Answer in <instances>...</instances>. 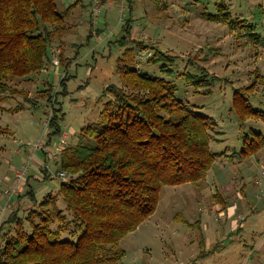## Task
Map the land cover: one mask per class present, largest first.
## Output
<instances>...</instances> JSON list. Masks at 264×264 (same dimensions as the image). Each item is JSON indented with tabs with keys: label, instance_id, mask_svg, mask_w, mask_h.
Wrapping results in <instances>:
<instances>
[{
	"label": "trees",
	"instance_id": "obj_1",
	"mask_svg": "<svg viewBox=\"0 0 264 264\" xmlns=\"http://www.w3.org/2000/svg\"><path fill=\"white\" fill-rule=\"evenodd\" d=\"M65 1L0 0V102L27 93L19 85L38 83L45 70L59 65L66 69L73 63L75 58L69 55L59 60L53 44L74 32L82 7L92 1ZM97 7L96 2L90 12L94 14ZM204 12L209 21L225 22L231 31L237 29L235 34L243 30L258 40L253 21L235 16L228 3L214 2ZM254 12L264 16L259 5ZM131 23L128 18L122 24L124 34L118 40L121 54L115 69L120 83L102 88L96 117L81 127L76 143L65 144L60 151L59 188L39 201L32 197L33 204L25 213L12 211L0 223V264H125L121 241L155 213L164 186L210 184L207 177L224 154L211 145L217 122L202 106L176 98V85L169 75L178 55L175 58L157 49L151 53L149 61H162L163 75H151L134 63V46H153L145 39L130 38ZM196 68L199 72L188 77L202 93H211V83L218 77L201 66ZM257 77L254 73L253 81ZM66 80L65 74L54 94L50 82L49 97H44L50 103L47 120L52 133L60 131L64 113L52 105L58 103L60 93H68ZM255 84L232 88V109L243 135L242 146H233L231 159L253 157L261 162L264 156H259L264 148L261 125L247 122L264 120V102H253L250 97V86ZM233 183L236 190L229 196L216 189L212 194L216 203L226 207L230 200L239 199L235 194L243 193L245 185ZM12 187L5 191L16 195Z\"/></svg>",
	"mask_w": 264,
	"mask_h": 264
},
{
	"label": "rangeland",
	"instance_id": "obj_2",
	"mask_svg": "<svg viewBox=\"0 0 264 264\" xmlns=\"http://www.w3.org/2000/svg\"><path fill=\"white\" fill-rule=\"evenodd\" d=\"M207 1L131 0L127 3V0H103L97 3L94 14L90 11L95 1L84 9L82 7L74 32L53 44L59 60L60 56H71L75 58L73 63L66 69L59 65L53 70H45L38 83L19 85V89L24 88L27 93H17L0 102V187L9 184L5 180L12 178V175L14 177V172L24 165L28 166L25 161L23 163L28 150L38 148L47 153L52 149L48 145L49 137L51 144L58 142L63 134L67 136L66 145L78 141L81 127L93 120L99 111L98 95L102 88L109 83H120L115 69L121 54L118 40L124 34L122 24L128 18H132L133 40L145 39L153 46H134V63L151 75H163L160 69L162 61H149L151 53L157 49L172 57L178 55L173 60L174 72L169 75L176 85V98L202 106L203 112L217 122L213 132L215 140L225 137V144L240 148L242 124L232 109V88L256 83L250 86V97L253 102H264V16L254 12L258 5L264 8V0H210L211 4H206ZM65 2L68 3L67 0ZM214 2L228 3L235 16L252 20L258 40L252 39L243 30L238 31L239 35L235 34L237 29L231 31L225 22L209 21L204 11L212 8ZM187 61L194 64L190 65ZM197 66L203 67L209 75L218 77L211 83V93H202L203 89H198L188 77L190 73L199 72ZM254 73H258L257 82L253 81ZM65 74L68 93H60L58 103L52 105L60 108L64 114L59 133H52L47 120L50 103L44 97H49V83L53 82L54 94V87L57 86V91L59 80ZM25 97L32 102L29 103ZM248 123L264 127L263 119H250ZM46 130L51 131L47 138ZM39 139L45 142L43 149L36 145ZM59 156L60 153L53 159L43 156L49 166L46 183L50 186L60 183V178L56 176L59 165L54 161ZM240 160L242 163L236 165L229 164V161L225 164L216 161L209 173L210 177L226 180L229 175L241 171L244 191H238L235 197L239 199L228 200L233 204L227 205L235 204L236 213L231 216L232 210L219 208L221 203H216L210 193L214 191L211 182L195 188L194 202L187 193L190 189L185 188L184 184L164 186L152 218L122 239L124 263L264 264V156L261 162L253 157L248 160L242 157ZM26 180L24 177L21 182ZM215 181L219 186V182ZM13 195L7 197L8 203ZM187 199L189 205H186ZM244 213L249 230L246 229L244 234H240L241 230L232 232L245 221ZM185 219L193 224H198L196 222L199 220L207 230L201 232L195 225L189 228ZM201 239L210 243L202 247ZM202 253L204 255H200Z\"/></svg>",
	"mask_w": 264,
	"mask_h": 264
},
{
	"label": "crops",
	"instance_id": "obj_3",
	"mask_svg": "<svg viewBox=\"0 0 264 264\" xmlns=\"http://www.w3.org/2000/svg\"><path fill=\"white\" fill-rule=\"evenodd\" d=\"M85 1L86 2L96 1L98 3V2H101L103 0H84V2ZM133 37H134L133 33H131V38L134 39ZM53 69L54 68H51V69H49V71L53 70ZM261 128H262V133L264 134V131H263L264 127L261 126ZM50 132L49 131L47 132L46 138L48 137V134ZM239 132L241 133V131H239ZM220 138H222V137H220ZM50 139L51 138L49 137L48 145L50 148H53L56 142H53L51 144ZM211 145H212L213 149L224 152V154L221 156L222 158H219L218 160H216L217 162H219V163L222 162V164H225V162L229 161V164H232V165L242 163V160H240V158L231 159L230 154H231V151H232L231 149L233 146H230L229 144H225V137L223 139L214 140L211 143ZM263 154H264V148L261 150L259 156H261ZM43 156L47 157L45 151L40 150L38 148L34 149V150H28L27 151V155L24 156V158H23V163L25 161L29 167V171L27 172V174L25 176L27 180L24 182H20V184H19V186H20L19 190L20 191L16 195H13L12 197H10L9 203L7 202L8 201L7 197H9V194L5 190L16 184L15 172H14V177L12 175V178H9V180H5V182H7V183L9 182V184L8 185L6 184L4 186V188L0 187V209H1L0 210V213H1L0 223L3 221V219L5 220V218H7L8 215L12 211H16L21 215L23 213H25L26 210L29 207H31L33 204L32 197H34L35 200L39 201L47 193L55 192L59 188L60 183H58L57 186H55V185L50 186L48 183H46V178H47L48 174L46 173V171H44V168L46 170H48L49 166L46 164L45 160L43 159ZM47 158H49V157H47ZM54 161L56 164L59 165L58 159H55ZM260 161H262V159ZM41 173H44L43 177L41 176ZM237 174H238V176L241 177V171H238L236 174L229 175L228 178H226V180L216 179V178H214V176L210 177L208 175L207 181H208V183L209 182L213 183V189H214V191L210 192L211 195L216 191V189H218L219 193L221 195L229 196L234 190H236V187H235L236 184L233 183L234 181L242 184V180L238 179L239 177L237 176ZM215 180H217L219 182V184H220L219 186H217V183ZM184 185L186 186L185 188L190 189L187 193H189L191 195V198L193 199V202H194L195 201L194 200L195 199V190H197V189H195L196 187H194L191 184H184ZM6 194H8V195L6 196ZM237 194H238V191H237ZM186 203H187L186 205H189L188 199H187ZM2 204H4V205H2ZM232 204L233 203H231L229 205H232ZM234 205L233 206H227L224 208V206L220 204L219 208L225 209L226 211H227V209H229V211L232 210V212H231V216H232L234 213L237 212V208L234 207ZM1 206H3V207L1 208ZM212 208L216 209V207H213V206H212ZM219 208H217V210H219ZM222 212H224V210L221 211L220 213H222ZM244 216H245V221H243V223H241L238 227H236L232 232L236 233V232H239V230H241L240 234H244V232H246V229H247V231L249 230L248 229L249 224L246 221L247 216L245 213H244ZM151 218L152 217H150V219ZM185 220H187V219H185ZM229 220L231 221V218H229ZM196 223H198L199 226H198V224H193V222H190L189 220H187L186 225L189 228L194 227V225H195V226H197L198 229L200 228L201 232H202V230H204V231L207 230V229H205L204 224H202L199 220H197ZM230 230H232V228H230ZM207 242H208V244L210 243L209 240L208 241L205 240V243H207Z\"/></svg>",
	"mask_w": 264,
	"mask_h": 264
},
{
	"label": "built area",
	"instance_id": "obj_4",
	"mask_svg": "<svg viewBox=\"0 0 264 264\" xmlns=\"http://www.w3.org/2000/svg\"><path fill=\"white\" fill-rule=\"evenodd\" d=\"M57 63V62H56ZM48 123V122H47ZM46 123V124H47ZM48 126V124H47ZM47 131V130H46ZM48 132V131H47ZM65 139H66V135L63 134L59 137V141L54 145V147L52 149H50L46 155L47 157L49 158H53V157H56V155L58 153H60V151L63 149L64 145H65ZM38 147H40L41 149L44 148L45 146V142L43 139H39L37 144H36ZM28 166L27 165H24L22 169H18L16 172H15V180H16V184L12 187V193H18L19 192V184L21 182V180L25 177V174H27L28 172ZM60 176H65V173L64 172H61L60 173ZM1 210V209H0ZM1 215V213H0Z\"/></svg>",
	"mask_w": 264,
	"mask_h": 264
}]
</instances>
